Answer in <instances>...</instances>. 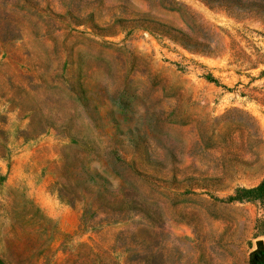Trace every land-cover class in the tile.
Returning <instances> with one entry per match:
<instances>
[{
  "label": "rangeland",
  "instance_id": "374dc122",
  "mask_svg": "<svg viewBox=\"0 0 264 264\" xmlns=\"http://www.w3.org/2000/svg\"><path fill=\"white\" fill-rule=\"evenodd\" d=\"M0 63V203L53 221L48 264H264L263 23L199 0H0Z\"/></svg>",
  "mask_w": 264,
  "mask_h": 264
},
{
  "label": "trees",
  "instance_id": "16d2710c",
  "mask_svg": "<svg viewBox=\"0 0 264 264\" xmlns=\"http://www.w3.org/2000/svg\"><path fill=\"white\" fill-rule=\"evenodd\" d=\"M199 1L210 10L224 13L238 22L257 21L264 24V0ZM2 64L0 63V66ZM103 213L105 220L121 219V212L115 208L110 209L107 206ZM1 215L4 221L0 237V242L3 243L0 244V264H48L51 258V245L57 234L53 221L34 202L26 199L19 202L10 198L5 203H0ZM90 221L86 213L82 224L89 226ZM77 255L80 262L72 264H115L112 258L102 259L89 247L79 250Z\"/></svg>",
  "mask_w": 264,
  "mask_h": 264
},
{
  "label": "water",
  "instance_id": "95a60500",
  "mask_svg": "<svg viewBox=\"0 0 264 264\" xmlns=\"http://www.w3.org/2000/svg\"><path fill=\"white\" fill-rule=\"evenodd\" d=\"M258 246H262V242H259V243H258Z\"/></svg>",
  "mask_w": 264,
  "mask_h": 264
}]
</instances>
